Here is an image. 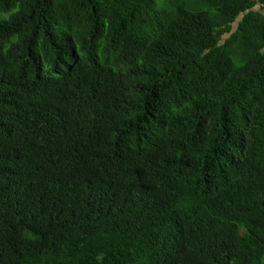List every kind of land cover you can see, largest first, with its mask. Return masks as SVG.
I'll return each instance as SVG.
<instances>
[{"label":"trees","instance_id":"obj_1","mask_svg":"<svg viewBox=\"0 0 264 264\" xmlns=\"http://www.w3.org/2000/svg\"><path fill=\"white\" fill-rule=\"evenodd\" d=\"M0 264H264V0H0Z\"/></svg>","mask_w":264,"mask_h":264},{"label":"built area","instance_id":"obj_2","mask_svg":"<svg viewBox=\"0 0 264 264\" xmlns=\"http://www.w3.org/2000/svg\"><path fill=\"white\" fill-rule=\"evenodd\" d=\"M254 2H258V0H253Z\"/></svg>","mask_w":264,"mask_h":264}]
</instances>
